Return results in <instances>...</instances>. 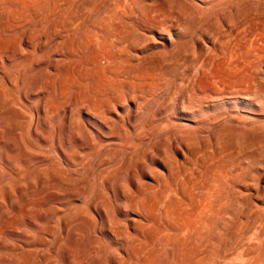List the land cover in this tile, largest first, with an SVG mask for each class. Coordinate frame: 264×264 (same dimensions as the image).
Listing matches in <instances>:
<instances>
[{
	"label": "rangeland",
	"instance_id": "obj_1",
	"mask_svg": "<svg viewBox=\"0 0 264 264\" xmlns=\"http://www.w3.org/2000/svg\"><path fill=\"white\" fill-rule=\"evenodd\" d=\"M0 264H264V0H0Z\"/></svg>",
	"mask_w": 264,
	"mask_h": 264
},
{
	"label": "bare ground",
	"instance_id": "obj_2",
	"mask_svg": "<svg viewBox=\"0 0 264 264\" xmlns=\"http://www.w3.org/2000/svg\"><path fill=\"white\" fill-rule=\"evenodd\" d=\"M5 1V0H4ZM58 1V0H57ZM40 1H38V3H39ZM37 3V4H38ZM17 4V3H16ZM19 4V3H18ZM170 4V3H169ZM191 12V11H190ZM193 14V13H192ZM203 15V14H202ZM166 25V24H165ZM112 26V25H111ZM245 42H246V40H245ZM249 42H250V40H249ZM204 43V42H203ZM241 49V48H240ZM11 52V51H10ZM13 52V51H12ZM15 52V51H14ZM246 53V52H245ZM103 61V60H102ZM69 63V62H68ZM105 63V62H104ZM249 63V62H248ZM73 64V63H72ZM102 69V68H101ZM103 70V69H102ZM76 82V81H75ZM73 85H74V82H73ZM72 87V86H71ZM73 88V87H72ZM71 89V88H70ZM71 91V90H70ZM68 98V97H67ZM70 98V97H69ZM83 99V98H82ZM81 99V100H82ZM68 100V99H67ZM93 105V104H92ZM116 106V105H115ZM112 108V107H111ZM81 110H83V109H81ZM120 114V113H119ZM95 115V114H94ZM98 115V114H97ZM113 118V117H112ZM97 120V119H96ZM116 120V119H115ZM107 122V121H106ZM89 124V123H88ZM73 125V124H72ZM124 128V127H123ZM97 130V129H96ZM70 133V132H69ZM123 135V134H122ZM115 136V135H114ZM107 138V137H106ZM112 138H113V136H112ZM111 138V139H112ZM108 143V142H107ZM169 170V169H168ZM137 181V180H136ZM154 192H156V191H154ZM155 194V193H154ZM144 197V196H143ZM147 199V198H146ZM160 199V198H159ZM143 200V199H142ZM148 227V226H147ZM148 229V228H147ZM180 229V228H179ZM113 231V230H112ZM130 240V239H129ZM131 243V242H130ZM180 249V248H179ZM182 249V248H181ZM147 254V253H146Z\"/></svg>",
	"mask_w": 264,
	"mask_h": 264
}]
</instances>
